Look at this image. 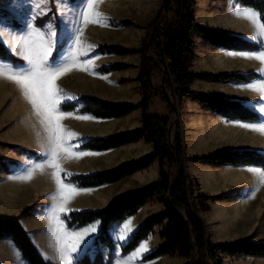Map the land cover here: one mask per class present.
I'll use <instances>...</instances> for the list:
<instances>
[{
	"label": "trees",
	"instance_id": "16d2710c",
	"mask_svg": "<svg viewBox=\"0 0 264 264\" xmlns=\"http://www.w3.org/2000/svg\"><path fill=\"white\" fill-rule=\"evenodd\" d=\"M241 6L264 13V0H236ZM164 13H158L159 24L156 26L152 38L149 41L151 57L144 54V49L126 50L119 46L100 48V53L140 52L138 81L142 93V99L138 103L120 102L114 103L95 96L81 95L75 101L63 102L60 109L64 112L76 111L87 114L97 119L121 118L133 110L141 109L142 126L136 130L123 132L105 137H91L85 140L80 149L96 152L119 148L126 144L146 138L153 146V152L139 158L125 162L120 166L89 174H73L64 179L80 188L97 187L104 184H112L120 181L128 175L148 168L153 161L159 163V179L155 183L141 190L131 191L122 195L108 206L98 209L74 210L62 215L68 229L84 227L95 220L101 222L100 230L92 243L81 256L74 259L73 264H112L115 259L116 244L110 235L113 225L120 224L128 217L137 213L139 208L152 201L163 204L164 210L151 215L131 235L120 248L121 254L132 252L142 240L154 233L156 226H161V244L144 254L141 261H150L159 257H181L184 264H224L225 258H264V240L249 242L237 240L232 242L211 243L205 224L198 212L206 213L210 210L211 202L226 200V194L206 195L195 193L194 184L185 168V157L181 136L178 127L175 130L173 148L168 142V126L171 122L172 105L160 88H156L152 82L154 72L160 73L158 61H163L168 67L169 79L167 89L172 98L180 105L184 98H190L205 108L224 117L226 120H239L255 122L260 119L259 114L241 101L231 100L207 94H198L190 86L196 79L218 82H248L258 75L257 73H221L204 74L191 71V64L195 55V34L203 38L213 47H222L236 51H256L261 49L258 42L229 34L223 31L207 29L200 26L194 17L195 0H162ZM176 6L175 17L172 23L163 25L168 20L170 9ZM43 18H37L35 24L43 27ZM9 25L16 27L17 21L8 19ZM58 51L55 50L51 59H56ZM0 61L9 62L13 66H23L25 61L9 51L0 41ZM125 68L124 65L113 64L101 67L100 72L105 74ZM167 102L168 115L165 117H153L149 115L151 100L159 95ZM0 146L19 149L22 153H29L23 148L3 143ZM195 163H201L220 167H259L264 170V154L253 148L224 149L203 155L188 157ZM0 165L7 166L0 159ZM177 165L178 170H177ZM10 172L8 168H5ZM38 203H34L19 214L0 217V239L10 237L22 257L29 264H47L36 246L32 243L27 231L20 223L22 217L33 216L38 212ZM182 211H185L184 217ZM93 248V254L90 251ZM107 249L105 255L102 249ZM197 253V257L195 256Z\"/></svg>",
	"mask_w": 264,
	"mask_h": 264
},
{
	"label": "rangeland",
	"instance_id": "374dc122",
	"mask_svg": "<svg viewBox=\"0 0 264 264\" xmlns=\"http://www.w3.org/2000/svg\"><path fill=\"white\" fill-rule=\"evenodd\" d=\"M39 3L40 0H0V22L7 25V23L9 24L8 19H13L18 23L16 27L12 26L15 28L14 33H16V35L13 34L9 40H7V45L9 47L7 48L15 56L23 59V51L21 48L17 47V45L20 43L22 38L32 37L35 39L34 33L39 32L41 35H44L46 40L51 39L54 41L53 52L55 50L58 51L56 57L57 63H67L70 61L75 42L76 32L73 24L74 21L78 22V17L73 16V11H82L83 3H86V0H83V3L82 0H57L55 7H41L39 6ZM161 7L162 0H103V3L100 4L98 10L110 18L108 21L109 26L100 27L94 24H88L84 28L83 35L81 36L82 44H91L95 46L94 51H92L88 57H81V59H90L95 61L94 65L90 66L89 69L94 74H89V72L86 71H80L74 67L72 71L67 73V77L64 75L60 77L57 80L58 87L61 88L64 93L68 94V96L72 97V99H68L67 96L64 97L61 103L75 101L78 97L85 94L105 99L109 96V76L106 73H101L100 68L108 67L113 64H120L125 66L123 69H127L129 68V65L121 63V61H124L125 59L121 56L135 53L140 55L141 61L140 52L108 54L98 52L100 48L119 46L126 50L144 49V54L147 57L150 56V58H152L148 42L150 41L151 29L153 25L156 24L157 26L159 24L158 13H164V11H160ZM57 8L60 10L59 14L56 11ZM177 10L178 8L176 6H173V8L170 9L168 14L169 22H166V24L163 25L164 29H166L168 24L173 22L175 17L174 12ZM64 13L67 14L63 15V18L61 19L60 14ZM37 18H43V27H38L35 24V20ZM48 25L53 27H49ZM137 27H141L144 30L141 45L139 47L129 46V38H131V35L129 34L132 29ZM51 30L56 31L55 37H50L49 32ZM22 34L25 36L20 37ZM15 52H19V54H16ZM115 55L119 57H116ZM49 59L50 61L52 60L51 57ZM157 64L159 66V70L161 71L160 73H157L160 77V81L163 78V83L161 84L160 89L162 92L166 93L165 96L169 100V103H174L177 106L176 111L178 120L172 135L175 136V130L178 127L181 141H183L182 107L177 100L172 98L171 92L167 89L168 79L170 77L168 71H166V63L162 64L159 62ZM3 67L7 68L6 65ZM7 69L15 72L16 74H20L30 71L31 66L25 61V64L21 68L14 66L11 69ZM121 82L126 81L122 80ZM0 95L2 96L0 98V141L15 146L16 148H23L32 152L31 154L26 152L22 153L19 149L0 146V159L5 161L7 165L3 166V168L0 165V175L6 171L5 168L14 171L22 165L25 166L21 171L22 176H24L33 168L34 165L47 162V157L45 155L48 148L47 136L40 124V118L34 113L32 106L25 99L20 87L17 84L7 79L0 78ZM13 100L17 101L14 105ZM64 113L86 116V114H80L76 111ZM173 116L174 113L172 118ZM62 124L66 129L78 134V138H72L70 140L71 143L77 145L73 148V151L82 150L80 149V145L88 138L103 136L110 132L107 122L67 118L62 121ZM169 125H172V122H170ZM220 128L225 131L220 130V137H218L219 139H217L218 142L216 144L208 143L207 145L198 146L196 151L205 153L207 150H210L209 148L212 150L217 148H253L264 154V135H260L259 133L248 130L240 125H220ZM169 140L170 138L168 136V142ZM190 148L189 151L192 152L193 150ZM83 151L86 152L87 150ZM84 163H91L90 156H84L78 161H62L63 171L61 173V178L63 182H67L64 177L68 175H65V173L70 175L88 174L84 169ZM193 165H196V163ZM249 169L262 170L259 167H242L237 168L236 170H227L226 168L217 167L212 170H201L198 172L199 176L201 175L203 177L207 174H215L218 172L226 178H230L234 184V187L226 194L228 197L227 200L230 201V204L222 205L219 208L214 206L215 209L210 204V210L208 212H198L205 224L209 242L218 243L237 240L258 242L264 240V185H261L258 182V177L254 175L253 172L249 171ZM190 170L192 174V167H190ZM52 172L53 169L46 167L43 173L36 172L30 182L19 179L16 181L17 184L15 192L22 193L23 190L34 183H37L35 185V189L38 190V187H41L38 186L39 181L41 182L39 184H42L44 188L46 187V189L47 183H49V185H56L52 178ZM195 183L199 185L198 189L195 187V193L205 192L208 187L211 186L209 181H203L204 185L202 186L198 179L194 180V184ZM34 203L40 204L37 200H35L32 204ZM67 208L69 209L67 213L71 210L87 209L83 207L82 201L75 200L69 203ZM53 215L54 213H49L47 215L49 228H56L52 219ZM55 215H57V213H55ZM59 218L62 220V217L59 216ZM91 225H93V223L78 229H70L67 231H82L85 227ZM117 225L118 224L112 226L110 229V235L116 244L115 259L119 260V263L116 264H124L123 262L127 261V255H122L120 248L127 242L128 239H119L120 229L117 230ZM99 230L100 227L94 234L95 237L97 236ZM54 236L55 237L53 238L46 239L47 244H51L53 241L52 239L57 238V235ZM148 246L154 247L155 243L153 242ZM91 247L92 243L89 244L87 249ZM60 249V247L48 249L52 252L53 257L58 259L59 262H55L58 264H62L59 255ZM87 249H85L84 252ZM102 251L105 255L107 254V249L103 248ZM92 252L93 248L90 251L91 255L93 254ZM196 254L197 253L195 252V256ZM79 256L74 257V259ZM129 257L130 256H128V259ZM141 258L134 264H147L141 261ZM157 264H184V259L178 256L164 257L162 260H159ZM224 264H264V258L227 257L224 260Z\"/></svg>",
	"mask_w": 264,
	"mask_h": 264
},
{
	"label": "crops",
	"instance_id": "0c3cea01",
	"mask_svg": "<svg viewBox=\"0 0 264 264\" xmlns=\"http://www.w3.org/2000/svg\"><path fill=\"white\" fill-rule=\"evenodd\" d=\"M245 8L251 9L241 6L238 2H236V0H195L194 17L196 22L204 28L223 31L243 37L249 41L259 43L260 39H264V37L257 35L256 29L252 23L246 19L239 18L234 14L235 12ZM14 29L15 28L10 26L8 23L6 25L0 22V31L4 33L3 35H0V41L3 42L6 47H8L7 40H9L13 34L16 35V33H14ZM143 33L144 30L141 27L132 29L129 34L131 35V38H129L130 43H128V45L139 47L144 35ZM22 36L25 35H20V37ZM194 41L195 55L191 64V71L204 74L254 72L258 75L256 78L245 83L218 82L196 79L190 86V88L198 94H207L243 102L259 114L260 119L255 122H244L239 120L228 121L224 117L217 115L209 108L203 107L198 102L193 101L190 98H184L182 100V147L187 173L189 174L193 183L195 179L199 180L201 186L204 185L203 181H209L211 183V186H209L207 189L208 191L206 190V193H201L206 195H216L222 193L227 194L230 192L231 188L234 187V184L230 178H226L218 172L215 174H207L204 177L201 175L199 176L198 174V172L201 170H212L213 168L220 166H212L201 163H196V165H193L195 162L189 160L188 157L208 154L218 150L235 149L217 148L212 150L209 148L210 150H207L205 153L196 151L198 146L207 145L208 143L216 144L218 142L217 139H219L218 137H220L221 133L220 130H222L220 125L228 126L230 124L237 126L242 124H264V95L252 90V86H260L264 84V71H262V69H264V65H262L257 60L243 58L244 55L259 54L260 52L264 51V46H261V49L256 51L229 50L222 47H213L211 44L196 34L194 36ZM15 53L19 54V52ZM230 53L235 55H230ZM121 57L125 58L124 61H121V63L129 65V68L106 73L109 76L108 82L110 85L108 92L109 96L105 99L114 103L125 101L138 103L142 99V93L138 81L140 55L135 53ZM4 65L10 69L14 67L9 62L0 61V66L3 67ZM16 67L21 68L22 66ZM64 76L67 77V74ZM122 80H125L126 82H121ZM152 82L156 88H161L163 78L160 81L159 75L157 73H153ZM162 93L163 95H166L165 92ZM1 97L2 96L0 95V98ZM16 102L17 101L13 100V105L16 104ZM167 104L168 103L164 101L162 94L152 98L149 108V115L153 117L167 116L169 113ZM141 114V109L137 108L128 115L121 118L97 119L87 114L86 116L94 118V120L91 121L107 122L110 132L102 136L105 137L133 131L140 128L142 126ZM189 148L193 151L190 152ZM86 152L94 153V155H89L91 163H84V169L89 174L97 171L114 169L125 162L142 158L153 152V146L144 137L139 141L126 144L119 148H113L102 152L90 150H87ZM24 167L25 166L21 165L14 171L9 169L10 172L5 171L0 175V217L17 215L35 200L39 201L40 204L38 207V212L33 216L22 217L20 219V223L27 231L32 243L36 246L38 252L44 258L46 263L58 264L55 263L59 262L58 259H55L52 252H50L48 249L58 247L61 248L60 237L62 234L57 232L56 228H49L47 221V215L49 213H55L56 200L52 199V197L57 194V186L54 184L49 185V183H47L46 189V187L44 188L42 184H39L41 183L39 181L38 186L41 187H38V190L35 189V185L37 183H34L31 186L29 185L25 190H23L22 193H16V181L19 180V177H22L21 171ZM190 167H192V174L190 172ZM222 168H226L227 170H236L237 168L242 167L226 166ZM158 179L159 163L157 160H155L148 168L139 170L132 175H128L116 183L104 184L97 187L81 188L85 190H91V193L81 194L74 200L82 201L84 208L98 209L110 205L119 197L125 195L128 192L141 190L144 187L155 183L158 181ZM64 183L68 184L69 182ZM229 202L230 201L227 199L216 200L211 202V206H217L219 208L222 205L230 204ZM163 210V204L157 202L154 198L152 201L139 208L135 215L130 216L127 219L133 218V227L135 231L151 215L157 214ZM65 214L67 213H57V215L60 217ZM126 220L117 225V230L120 229V226ZM63 222L64 228L66 230H70L66 227L64 220ZM92 223H96L99 225V227H101V222L99 220H95ZM161 229V226H156L154 233L149 235L147 239L142 240L132 252L126 254L127 260L128 256H132L146 240L150 239L149 245L154 242L155 246H148L149 250L143 253V255L159 246L161 244V239H159ZM54 235H57V238L52 239L53 241L51 244H47L46 239L53 238L55 237ZM17 252H19L20 260L23 261V264H29V262L22 257L20 251L16 248L10 237L0 239V264H20V261L16 256ZM141 257H138L134 263H136ZM163 258L164 257H159L144 262L147 264H157L159 260H162ZM116 263H119L118 259H115L112 264Z\"/></svg>",
	"mask_w": 264,
	"mask_h": 264
},
{
	"label": "snow or ice",
	"instance_id": "6c2138e0",
	"mask_svg": "<svg viewBox=\"0 0 264 264\" xmlns=\"http://www.w3.org/2000/svg\"><path fill=\"white\" fill-rule=\"evenodd\" d=\"M56 3L57 0H40L39 6L55 7ZM102 3L103 0H86V3H83L82 11H73V16L78 17V22L74 21L73 24L76 35L69 62L58 64L56 59L50 61L49 58L52 57L54 41L51 39L46 40L44 35L36 32L34 33L35 39L32 37L22 38L17 45V47L21 48L23 51V60L31 66L30 71L16 74L0 66V78L7 79L20 87L22 94L32 106L34 113L40 118V124L47 136L48 148L45 153L47 162L34 165L26 175L19 177V179L30 182L36 172L43 173L46 167L53 169L52 178L57 186V194L52 197V199L56 200L55 213H67L69 211L67 205L71 203L72 200L81 194L91 193V190L81 189L71 183L66 184L61 178V173L63 171L62 161H78L84 156L94 155V153L85 152L83 150L73 151V148L77 145L71 143L70 140L72 138H78V134L66 129L62 121L67 118L77 120H94V118L79 114H67L60 109L59 105L62 99L66 96L68 99H72V97L68 96V94L64 93L63 90L58 87L57 80L72 71L74 67L80 71L94 74L89 69L90 66L94 65L95 61L81 59V57H88L90 53L94 51L95 46L91 44H82L81 36L83 35L84 28L88 24H94L100 27L109 26L108 21L110 18L98 10ZM56 11L59 14L60 10L58 8ZM66 14L67 13L60 14V18L62 19L63 15ZM234 14L239 18L250 21L256 29L257 35L264 37V13H258L254 9L245 8ZM48 26L53 27L51 25ZM3 34L4 33L0 31V35ZM49 35L50 37H55L56 31L51 30ZM259 44L264 46V39H260ZM230 55L235 54L230 53ZM243 58L254 59L264 65V51L256 55H244ZM262 71H264V69H262ZM252 90L264 95V84L252 86ZM240 126L255 131L260 135H264V124H242ZM249 171L253 172V174L258 177V182L261 185H264V170L249 169ZM65 175L70 174L65 173ZM55 213L52 219L56 225V231L62 234L61 249L59 251L61 262L62 264H72L74 257L83 254L89 244L94 242V234L97 232L99 225L94 223L91 226L85 227L82 231L69 232L64 228V222L60 220L59 216L55 215ZM133 231V218H129L120 226L119 239H129ZM149 242L150 239L144 241L139 249L135 251L124 264H134L138 257H141L143 253L149 250ZM16 256L20 264H23V261L20 260L19 252L16 253Z\"/></svg>",
	"mask_w": 264,
	"mask_h": 264
},
{
	"label": "water",
	"instance_id": "95a60500",
	"mask_svg": "<svg viewBox=\"0 0 264 264\" xmlns=\"http://www.w3.org/2000/svg\"><path fill=\"white\" fill-rule=\"evenodd\" d=\"M160 11H164V5L162 4V7H161V9H160ZM155 26H156V24H154L153 25V27H152V29H151V35H150V39L152 38V35H153V33H154V30H155ZM148 45H149V42H148ZM148 45H147V48H148ZM150 57V56H149ZM160 63H164L163 61H159ZM165 64V63H164ZM165 67H166V71H168V67H167V65L165 64ZM171 105H172V111H173V113H174V116H173V118L171 119V122H172V125H169L168 126V132H169V138H170V140H169V145H170V147L171 148H173V140H174V135H172V133H173V131H174V129H175V126H176V122H177V120H178V115H177V111H176V109H177V106L174 104V103H171ZM171 141V142H170ZM178 165H177V170H178ZM182 214H183V216L185 217L186 216V214H185V211H182ZM196 257H197V254H196Z\"/></svg>",
	"mask_w": 264,
	"mask_h": 264
}]
</instances>
